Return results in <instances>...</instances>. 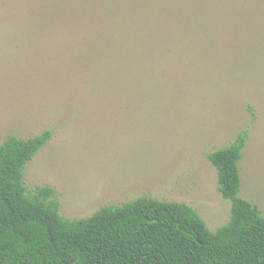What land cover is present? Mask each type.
<instances>
[{
	"label": "rangeland",
	"instance_id": "obj_1",
	"mask_svg": "<svg viewBox=\"0 0 264 264\" xmlns=\"http://www.w3.org/2000/svg\"><path fill=\"white\" fill-rule=\"evenodd\" d=\"M52 130L25 169L67 218L141 196L229 222L208 155L247 130L264 214V0H0V142Z\"/></svg>",
	"mask_w": 264,
	"mask_h": 264
},
{
	"label": "trees",
	"instance_id": "obj_2",
	"mask_svg": "<svg viewBox=\"0 0 264 264\" xmlns=\"http://www.w3.org/2000/svg\"><path fill=\"white\" fill-rule=\"evenodd\" d=\"M52 130L0 142V264H264V214L240 195L249 133L209 153L231 218L209 228L191 205L141 196L70 219L50 186L28 194L25 169Z\"/></svg>",
	"mask_w": 264,
	"mask_h": 264
}]
</instances>
